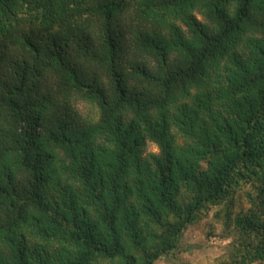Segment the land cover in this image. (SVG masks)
Masks as SVG:
<instances>
[{
  "label": "trees",
  "instance_id": "16d2710c",
  "mask_svg": "<svg viewBox=\"0 0 264 264\" xmlns=\"http://www.w3.org/2000/svg\"><path fill=\"white\" fill-rule=\"evenodd\" d=\"M210 215L211 264H264V0H0V264H155Z\"/></svg>",
  "mask_w": 264,
  "mask_h": 264
},
{
  "label": "rangeland",
  "instance_id": "374dc122",
  "mask_svg": "<svg viewBox=\"0 0 264 264\" xmlns=\"http://www.w3.org/2000/svg\"><path fill=\"white\" fill-rule=\"evenodd\" d=\"M78 107L83 114L91 111L90 106L84 103L79 104ZM146 150L157 152L158 146L149 142ZM239 197L241 204L247 207L248 202L243 192L239 194ZM237 205H239L238 202ZM237 205L234 209L240 207ZM230 236V233L227 234L224 231L222 224L220 225L210 215L196 225L189 226L178 248L168 256H161L155 264H211L215 257L227 251Z\"/></svg>",
  "mask_w": 264,
  "mask_h": 264
}]
</instances>
